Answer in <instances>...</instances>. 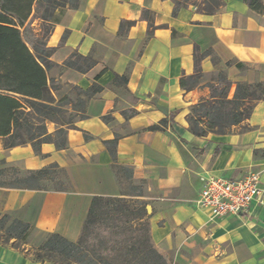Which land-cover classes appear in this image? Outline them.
I'll return each mask as SVG.
<instances>
[{
	"label": "crops",
	"instance_id": "0c3cea01",
	"mask_svg": "<svg viewBox=\"0 0 264 264\" xmlns=\"http://www.w3.org/2000/svg\"><path fill=\"white\" fill-rule=\"evenodd\" d=\"M173 8L171 0H80L64 11L48 40L56 47L48 74L84 89L95 82L102 90L87 103L88 117L69 129L67 148L43 143L37 154L30 143L6 149L0 138V168L57 164L71 174L73 189L0 186V213L76 241L93 197L121 196L106 144L118 136L117 162L134 169L135 181L147 182L144 194L133 198L151 206V239L161 253L178 264H264V203L254 199L247 214L222 217L197 203L210 176L256 171L264 186V101L243 123L246 129L240 124L201 137L187 119L191 106L210 98V85L186 91L180 81L193 74L198 45L215 51L232 81L264 82V12L244 0H224L215 14L190 5L174 15ZM143 9L151 11L147 18ZM74 52L96 61L86 72L63 69ZM201 66L206 75L215 69L210 56ZM166 118L165 127L151 129ZM0 264L53 263L0 243Z\"/></svg>",
	"mask_w": 264,
	"mask_h": 264
},
{
	"label": "trees",
	"instance_id": "16d2710c",
	"mask_svg": "<svg viewBox=\"0 0 264 264\" xmlns=\"http://www.w3.org/2000/svg\"><path fill=\"white\" fill-rule=\"evenodd\" d=\"M171 1L174 15L190 5L199 13L215 14L224 5V0ZM244 1L257 12H264V0ZM79 3L80 0H0V138L6 149L30 143L38 154L43 143L52 142L58 149L67 148L69 129L77 128L76 122L88 117L87 103L102 90V86L95 82L84 89L48 74L54 65L51 55L56 47L48 43L54 25L66 9L76 8ZM142 11L144 18L151 12ZM122 22L133 24V21ZM149 25L148 35L151 36L155 26ZM193 52L194 72L180 78L181 86L190 91L209 84L211 96L191 106L187 119L189 130L201 137L210 132H231L237 125L247 122L255 105L264 101V82H234L228 78L227 69L211 48L201 51L195 45ZM208 56L215 69L206 79L201 64ZM95 61L91 56L74 52L64 61L63 69L86 72ZM230 64L231 61L227 63ZM236 64L245 66L239 61ZM167 122V118L163 119L151 129L163 128ZM52 123L55 129L51 131L49 125ZM242 128L246 129L247 125ZM85 138H89L87 133ZM118 138L116 136L106 144L113 156L112 169L121 185V196H94L76 241L68 240L58 232H45L46 236L34 255L37 261L53 264H178L161 253L151 239L146 210L148 202L133 198L144 194L147 182L145 179L135 181L134 169L117 162ZM58 171L67 172L57 164L25 171L17 167L0 168V186L73 189L72 185L56 181ZM125 183L127 190L124 189ZM34 229H37L34 225L13 214L0 213V232L4 242L26 241Z\"/></svg>",
	"mask_w": 264,
	"mask_h": 264
},
{
	"label": "built area",
	"instance_id": "2783aa9c",
	"mask_svg": "<svg viewBox=\"0 0 264 264\" xmlns=\"http://www.w3.org/2000/svg\"><path fill=\"white\" fill-rule=\"evenodd\" d=\"M199 194L198 205L213 217L247 214L254 199L264 203V186L256 171L235 178L210 176Z\"/></svg>",
	"mask_w": 264,
	"mask_h": 264
},
{
	"label": "rangeland",
	"instance_id": "374dc122",
	"mask_svg": "<svg viewBox=\"0 0 264 264\" xmlns=\"http://www.w3.org/2000/svg\"><path fill=\"white\" fill-rule=\"evenodd\" d=\"M209 75L210 74H207L206 79L209 77ZM49 127H51V125H49ZM56 175H57L56 181H59L63 185H66V186L73 185L72 176L68 171L67 172L58 171ZM47 183L49 187H53V185H51L50 182H47ZM124 189L126 190L128 189V186L126 183L124 184ZM45 236H46L45 232L40 231L38 229H34L32 230L31 234L27 237L26 241L14 240V241L4 242L1 232H0V243L7 245V246L15 247L16 249H18L21 253L25 254L26 256L30 255L31 257L36 259L34 255L38 251V248L40 247L41 242L43 241ZM13 244L15 246H12Z\"/></svg>",
	"mask_w": 264,
	"mask_h": 264
},
{
	"label": "water",
	"instance_id": "95a60500",
	"mask_svg": "<svg viewBox=\"0 0 264 264\" xmlns=\"http://www.w3.org/2000/svg\"><path fill=\"white\" fill-rule=\"evenodd\" d=\"M146 210L148 211V213H151V211H152V210H151V206H150V205H147V206H146Z\"/></svg>",
	"mask_w": 264,
	"mask_h": 264
}]
</instances>
